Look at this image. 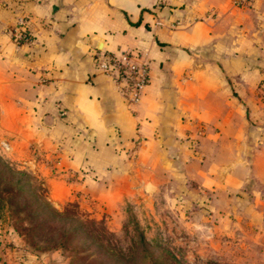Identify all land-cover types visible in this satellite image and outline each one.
<instances>
[{"label": "crops", "instance_id": "crops-1", "mask_svg": "<svg viewBox=\"0 0 264 264\" xmlns=\"http://www.w3.org/2000/svg\"><path fill=\"white\" fill-rule=\"evenodd\" d=\"M237 10L231 0H0V151L36 168L52 199L96 215L151 200L170 180L185 197L192 181L225 189L245 166L264 184V0ZM15 28L32 40L17 46ZM122 51L149 67L135 105L96 68ZM0 264L69 259L0 220Z\"/></svg>", "mask_w": 264, "mask_h": 264}, {"label": "rangeland", "instance_id": "rangeland-1", "mask_svg": "<svg viewBox=\"0 0 264 264\" xmlns=\"http://www.w3.org/2000/svg\"><path fill=\"white\" fill-rule=\"evenodd\" d=\"M263 72L264 65L258 72L256 93L262 105ZM0 159V188L24 187L23 198L33 201L39 186L51 206L65 213L59 220L48 216L46 232L57 226L64 233L77 230L64 239V247L52 235L34 238L32 244L24 237L34 248L60 249L69 264H264V184L248 166L234 170L226 178L225 189L199 188L192 181L185 197V188L170 180L158 186L151 200L127 201L113 214L96 215L75 200L52 199L46 181L23 158L1 150ZM257 173L264 177V170ZM4 203L0 220L24 234L29 221L23 220V214L13 215Z\"/></svg>", "mask_w": 264, "mask_h": 264}, {"label": "built area", "instance_id": "built-area-1", "mask_svg": "<svg viewBox=\"0 0 264 264\" xmlns=\"http://www.w3.org/2000/svg\"><path fill=\"white\" fill-rule=\"evenodd\" d=\"M251 0H231L232 7L242 9ZM23 20H19L22 25ZM12 38L17 46L28 43L32 35L24 28L14 29ZM96 68L106 74L113 82L117 91L130 105L140 102L145 87L149 81V67L145 61H138L131 51L119 53H106L96 60ZM137 141H133L128 152L132 155L136 149Z\"/></svg>", "mask_w": 264, "mask_h": 264}, {"label": "trees", "instance_id": "trees-1", "mask_svg": "<svg viewBox=\"0 0 264 264\" xmlns=\"http://www.w3.org/2000/svg\"><path fill=\"white\" fill-rule=\"evenodd\" d=\"M261 86H264V72ZM7 169L9 170L10 168H8L7 166ZM10 171L14 172L12 169H10ZM16 173L21 174L20 172ZM16 183L20 184V180H16ZM37 189L39 191H37ZM40 190L41 189L39 188V186H36V195L34 197V200L32 201L31 199L23 198L26 191L24 187L18 186V188L16 189H14L12 186L2 187L0 188V204L1 201L4 200V204L8 205V209H10L13 215L23 214V220L29 221V226L24 228V234L22 233V235L18 232V234L24 239L26 243V239L31 243L34 238L43 237L45 239H48L52 235L56 237L55 240H57V244L60 247H64V239L68 240V238L71 237L74 233H76L77 230L70 231V233H64L65 231L60 226H57L56 228H52L51 230H48V232H46V218L48 216H51L53 219L59 220L60 218L66 215L64 212H60L54 207H52L49 200L45 197L42 192H40ZM72 215L76 216L75 213H72ZM14 229L16 230L17 227L14 226ZM25 236L26 239L24 238Z\"/></svg>", "mask_w": 264, "mask_h": 264}]
</instances>
